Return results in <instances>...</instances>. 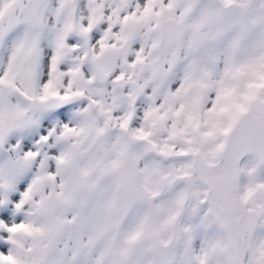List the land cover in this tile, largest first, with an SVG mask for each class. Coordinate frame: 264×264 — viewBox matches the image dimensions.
<instances>
[{"label": "snow or ice", "instance_id": "6c2138e0", "mask_svg": "<svg viewBox=\"0 0 264 264\" xmlns=\"http://www.w3.org/2000/svg\"><path fill=\"white\" fill-rule=\"evenodd\" d=\"M0 264H264V0H0Z\"/></svg>", "mask_w": 264, "mask_h": 264}]
</instances>
